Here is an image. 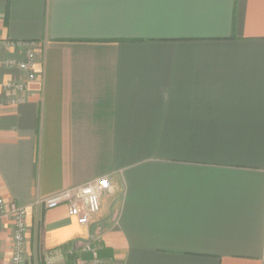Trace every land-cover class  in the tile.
Listing matches in <instances>:
<instances>
[{"label": "crops", "instance_id": "1", "mask_svg": "<svg viewBox=\"0 0 264 264\" xmlns=\"http://www.w3.org/2000/svg\"><path fill=\"white\" fill-rule=\"evenodd\" d=\"M0 41V191L31 264H264V0H0ZM31 42L40 80L4 88ZM103 176L88 225L44 207Z\"/></svg>", "mask_w": 264, "mask_h": 264}, {"label": "built area", "instance_id": "2", "mask_svg": "<svg viewBox=\"0 0 264 264\" xmlns=\"http://www.w3.org/2000/svg\"><path fill=\"white\" fill-rule=\"evenodd\" d=\"M22 44V43H19ZM1 47V41H0ZM40 45L35 42L28 44L26 56L22 60L7 59L5 65L8 68H17L25 73V78L19 81L9 80L3 84L8 90L24 92L31 83L40 80L39 70ZM23 100V98H18ZM112 188L109 176H103L91 183H87L73 189L48 197L43 201L47 209L65 205L69 214L78 218L81 224L88 225L92 217L101 210L102 197ZM10 227L11 258L10 264H31L27 249L28 240V209L14 202L6 200L0 191V264L5 259L4 233ZM79 250L83 253L97 255V248L90 242L80 243L72 248V252ZM71 252V253H72Z\"/></svg>", "mask_w": 264, "mask_h": 264}, {"label": "trees", "instance_id": "3", "mask_svg": "<svg viewBox=\"0 0 264 264\" xmlns=\"http://www.w3.org/2000/svg\"><path fill=\"white\" fill-rule=\"evenodd\" d=\"M102 255V250L101 249H97V257H100ZM83 258H86V259H89L90 258V255L89 254H84V255H81ZM80 256L78 254H70L68 256V259H69V262L70 264H75V262L77 261V259L79 258ZM39 264H46L44 261H41Z\"/></svg>", "mask_w": 264, "mask_h": 264}]
</instances>
